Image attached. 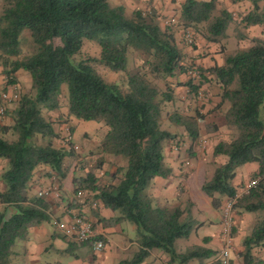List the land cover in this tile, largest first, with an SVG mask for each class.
I'll use <instances>...</instances> for the list:
<instances>
[{"label": "trees", "instance_id": "trees-1", "mask_svg": "<svg viewBox=\"0 0 264 264\" xmlns=\"http://www.w3.org/2000/svg\"><path fill=\"white\" fill-rule=\"evenodd\" d=\"M219 1L185 0L182 23L200 31L205 28L208 42H218L235 21L228 9L215 15ZM245 1L253 8L242 19L244 26L264 29V0H231ZM24 30L30 31L38 46L34 54L24 55L20 47ZM86 41L100 46V61L110 71L126 73L123 85L108 82L88 62L77 60ZM131 53L146 58L134 74L127 71ZM184 59L174 26H163L155 9H135L128 15L124 6L114 7L109 0H0V66L9 83H14L15 74L22 70L32 78L31 92L20 96L10 114L12 125L0 122V160L8 161L1 177L7 191L0 193V264H18V244L28 241L31 228L50 221L45 199L30 193L36 169L49 166L58 176L66 177L65 159L77 158L73 145H55L61 136L54 121L43 113L44 109L57 112L62 108L64 88L68 115L61 122L70 125V119L75 118L104 124L108 132L101 143L102 153L128 161L113 177L119 180L117 184L100 185L96 169L74 179L75 193L98 191L102 203L119 212L107 223L128 221L135 225L139 250L120 264H143L154 250L167 254L168 264H187L214 255L200 247L184 254L175 248L176 241L187 238L199 224L193 218L190 199L184 208L182 202L160 206L148 195L157 177L173 175L166 164V143L182 145L174 133L163 129L164 120L184 128L193 143L200 140V124L206 121L200 110L196 116L178 111L166 114L167 106L176 103L175 91L170 85L160 89L154 84L155 78L187 73ZM204 68L200 67V85L189 81L186 86L197 92L208 76L215 78L221 88L217 108L226 106V123L237 136L215 146L214 155L226 156L228 161L216 169L202 190L218 209L223 199L236 197L238 169L258 164V172L252 175L253 180L260 179L257 187L239 198L234 208L239 213L258 214L251 234L243 241L244 264H256L253 251L264 247V38H254L249 48L228 55L222 66ZM70 127L72 134L75 128ZM9 134L17 138H5ZM39 136L50 138L49 143L36 144Z\"/></svg>", "mask_w": 264, "mask_h": 264}, {"label": "crops", "instance_id": "crops-1", "mask_svg": "<svg viewBox=\"0 0 264 264\" xmlns=\"http://www.w3.org/2000/svg\"><path fill=\"white\" fill-rule=\"evenodd\" d=\"M111 1L115 2L118 6H124L126 11H128V2H131L130 0ZM244 3L246 8L252 6L249 1H245ZM153 5L155 9L163 14H168L171 11L169 4L164 6L158 3V0L153 2ZM135 9L144 10L143 6ZM263 32L264 29L260 26H253L247 30V33L255 38H261ZM182 48H184L186 54L187 48L183 46ZM211 49V51H206L208 53V56L206 55V57L205 55L200 56L195 54L194 57H192L195 60L193 62H197L205 68H211L215 65L222 66L224 60L219 59L221 55H217L214 52L215 50L213 48ZM197 52V54H200L199 51ZM14 81V83L8 82L4 75L3 68L0 66V107L6 105L5 113L2 115L0 114V122L2 125L6 126L12 125L10 114L17 108L18 101L5 104L2 95L8 93L10 95H18L20 98V96L30 93L32 89V78L26 71L22 70L17 72L14 76ZM214 84L217 85L215 81ZM217 86L220 91L219 85ZM213 99L219 100L220 97ZM213 108L214 107L211 105L208 106V110H212ZM43 113L52 121H56L59 117L64 121L65 118L67 119L68 109L66 105H62V108L57 112L44 109ZM216 114L217 113H214V115L208 116V132H205V134L203 133L204 136L207 134L206 136L210 137L211 141H213L210 147L212 149L210 153L211 158L208 160L199 159L202 164L208 167V171L211 169L216 170L228 161L226 156L214 155V148L217 144L230 141V137H228L223 130L228 126L225 118H221L220 116V121L224 120V123H222L221 126L220 124L216 125ZM67 125L68 124L66 123H62L61 125L57 124L54 125V129L56 132L61 131L63 133V130H66ZM70 125L75 128L72 133V139L76 144H80L81 142L79 141L81 140L83 142L84 140L87 141V139H92L87 142L91 141L99 146L108 132V129L104 124L93 121L85 122L71 118ZM184 134L187 136L185 138L189 139L187 132ZM7 136L5 138H8ZM38 138L39 137L34 140L36 144H38L36 142ZM197 150L198 148H196V151ZM181 154L182 153L179 154L165 146L166 164L173 169V175L168 178L157 177L148 189V195L151 197L153 203L160 206H176L182 202L181 204L184 208L186 207L184 202H186L187 199H190L194 204L192 209L193 218L199 224L193 228L187 238L178 239L175 248L179 254H184L194 247H200L209 253H214L211 258L193 259L187 264H218V258L223 247L221 209L227 199H223L220 209L218 208L217 210H214L211 204V199L202 190V187L206 182L205 175H203V179L199 181L197 176L200 173H198L199 169H197V171L193 172L187 179H185L181 170H183L184 164L190 163L187 160L192 161V159L190 158L191 153L189 151L186 153L185 157H182ZM100 156L104 159L103 167L105 169L104 175L107 178L106 183L117 184L119 180H115L113 177L118 169L127 167L128 162L125 161L123 164L122 162L124 159L121 156H115V159L110 157L112 155L108 156L103 153H101ZM200 162H198V168H200ZM74 164V167L68 169L64 163L65 170L63 171V174L66 175V177L58 176L49 166L45 165L40 166L35 171L33 182L30 184V193L32 195H40L43 193V198L49 206L48 213L50 215V221L34 226L30 229L28 241L25 242V247L22 249L24 250V254L27 255L28 264H120L122 261L131 260L140 247L137 243V231L135 225L130 224L128 225L129 227H127L128 221L112 224L107 223V221L117 218L118 212L107 208L102 203L98 197V191L91 192L85 190L79 192L83 195L82 199H79L77 196L79 193H75L74 179L78 175H80V177L86 176L85 172L87 173L88 170L85 163L80 164L78 161V164L76 162H74ZM68 165L71 164L68 162ZM7 169L8 161L0 160V193L7 191V185L1 178L2 174ZM258 170L259 166L256 163H250L239 168L237 171V177L234 180V185L238 186L241 174L245 171L251 174L258 172ZM183 192L185 193L183 194ZM207 208L208 218L201 217L204 209ZM214 211L215 213H213ZM76 215H82L88 218L93 222L97 233L102 238H105L107 244L106 250L101 254H95L91 245L78 243L74 238L64 235L54 226V222L56 221L69 223ZM257 216V213L235 212L232 264H244L243 253L245 249L243 241L251 234L258 218ZM52 251H55L60 258H71V261L62 263V260H46L44 257L52 253ZM253 255L255 256L256 264H264V247L256 248L253 251ZM169 260V256L163 251L154 250L143 264H168Z\"/></svg>", "mask_w": 264, "mask_h": 264}, {"label": "rangeland", "instance_id": "rangeland-1", "mask_svg": "<svg viewBox=\"0 0 264 264\" xmlns=\"http://www.w3.org/2000/svg\"><path fill=\"white\" fill-rule=\"evenodd\" d=\"M130 1L131 2H128L129 4L127 5L128 15H130L131 12L135 8H140L141 6H143L144 11L155 9L153 2L157 0H130ZM184 1L185 0H158V3L164 6H166V4H169L171 11L168 14H163L162 12H159L157 9H155V11L159 15L163 26H167V25L174 26L178 43L180 44L181 48L182 46L187 48L186 54H185L184 48H182V50L185 55L184 63L186 64L188 71L187 73L179 75L177 78L164 79L162 76L159 78H155L154 84L160 89H165L167 85H170L173 87L175 91L176 103L174 105L170 104L169 106H167V108L165 109L166 114L171 115L174 113V111H178L182 115L196 116L197 113H199L198 111L200 110V114L205 115L206 121L200 124L201 138L196 143L195 142L193 143L190 139L185 138L187 136H185L184 134L186 132L184 128H180L176 126L175 124H172L167 119L164 120L162 127L163 129L174 133L176 135V138L182 142V145L179 146L178 150H176V146H177L176 142L168 141L166 143L167 148L173 151H176L179 154L182 153L181 154L182 157H185L188 151L191 153L190 158L192 159V161L187 160L190 163L184 164L183 170H181L184 178L187 179L193 172L199 169L198 173L200 174L197 176L198 180L199 181L202 180L203 175H205L204 176L205 181L208 182L213 178L216 170L211 169L210 171H208V167H206L204 164L200 162L202 159L208 160L211 158L210 153L212 149L210 147H211V143L213 142L211 141L210 137L206 136L207 134L204 136L203 133L205 134V132L206 133L208 132V116L214 115V113H217L215 115L217 117L216 125L220 124L221 126L222 123H224V120L220 121L219 117L221 116V118L222 117L225 118L224 112L226 110V106H224L222 109H218L217 107L221 101V98L219 100L213 99V98H219L220 93H221V88H220V91L218 90V86H217L218 84L217 83H216L217 85L214 84L215 78L208 76L209 79L204 80L205 82L203 83V86H201L197 92L191 91L190 88L186 86V84L189 81H192L193 85L199 86L200 81L203 80L202 78H194L190 74L192 70H195V69L200 70V67L204 68V66H202L201 64L197 62H193L195 60L192 57H194L195 54L200 55V56L205 55L206 57V55L208 56V53H207L208 50L211 51L212 50L211 48H213L215 50L214 52L217 55H221L219 59L221 60L223 59L225 62V59L228 55L235 54L238 50L249 48L252 45V40L255 37H251L250 34L247 33V30L249 28H246L244 26V24L242 23V19L252 10L253 6L246 8L244 2L232 3L231 0H220L219 3L217 4L215 15H219L222 9H228L233 14L235 21L230 24L227 30V36L218 38L217 39L218 42H208V40L204 36L205 34H208L205 28L200 27L201 31L199 29L198 31L194 29L193 27H185L184 23H182L181 5ZM207 1H210V0H207ZM109 2L114 7L118 6L116 5L115 2L111 0H109ZM186 30H190L194 34L196 47L193 45L186 44L183 38V32ZM261 38H264V32ZM20 47L24 55L34 54L38 50V46L37 44H35L29 30L23 31L20 37ZM197 51H199L200 54H197L198 53ZM100 58H101L100 46L97 43L91 42V41H86L84 43L81 53L77 56V60H83V61L88 62L93 67L94 71L97 72V74H99L102 78H104L108 82L113 83V84L123 85V82L127 81L126 73H115V72L110 71L104 64L101 63ZM145 59L146 58L143 55L131 53L128 56V64H127L128 73L134 74L137 71H139L143 67ZM65 95H66V89L64 88L63 97H61L60 99L63 106L67 104V99ZM209 105H211L214 108L212 110L211 109L208 110ZM48 120L52 121L49 118ZM61 121H63L62 118L60 117L57 118V120L54 121V125H57V124L61 125L62 124ZM225 121H226V118H225ZM70 126L67 125L66 130H63V133L61 131L57 132L60 134L61 138L55 139L54 141L57 147H66V145L70 144V145H73V148L76 151L77 158H73V159L66 158L65 159L64 163L66 167H68V169H71L72 167L75 166L74 162L78 164V161L80 164L85 163V165H87L88 172L93 169L97 170V175L99 177V184L106 185L107 178L104 175V172H105V169L103 167L104 161L102 162V160L104 159L101 158L100 156L102 153L101 148H100L102 142L100 143L99 146H97L95 143H92L91 141L87 142L92 139H87V141L84 140L82 142L81 140L79 141L81 142L80 144L79 143L76 144L75 142H73ZM223 130L225 134L228 137H230V141L233 140L237 136V131L230 129L228 126L225 127ZM7 137L11 141L17 138L13 136L12 134H9ZM49 141H50V138L48 137L41 138V136H39L38 140H36V142L42 146H46L49 143ZM196 148H198L197 151H196ZM110 157L114 158L115 156H110ZM123 159L124 161L122 163L124 164L125 161L127 160L126 158H123ZM66 161H68L71 165H68ZM198 162H200V168H198L199 166ZM98 166H100L101 168H97ZM88 172L87 173L85 172V174L87 175ZM253 174L254 173L250 174L246 171L241 174V179L238 181V186H237L238 187L237 194L240 195V198L249 193V191H247L248 186L250 185L252 181L255 180V179L254 180L252 179ZM77 177H80V175H78ZM184 193L185 192H183V194ZM227 201L228 199L225 201V203ZM213 209L217 210L215 208ZM222 211H223V208L221 209V213ZM235 212H238V211L234 210V214ZM213 213H215V211ZM117 216H119V212L117 213ZM201 217L208 218V208L204 209V212L201 215ZM130 224L132 225V223L127 222V227H129L128 225ZM24 247H25L24 242H21L17 246V250L21 252L18 258V264H28L27 255L24 254L23 252L24 250H22ZM91 257L93 258L92 255ZM44 258L50 261L62 260L61 261L62 263H67L68 261H71V258L69 257L60 258L55 251H52V253H50L49 255H46V257Z\"/></svg>", "mask_w": 264, "mask_h": 264}, {"label": "built area", "instance_id": "built-area-1", "mask_svg": "<svg viewBox=\"0 0 264 264\" xmlns=\"http://www.w3.org/2000/svg\"><path fill=\"white\" fill-rule=\"evenodd\" d=\"M183 38L188 45H193L195 43L194 34L190 30L183 32ZM190 74L194 78H202V72L199 69L192 70ZM2 99L5 104L12 103L19 100L18 95H10L4 93ZM6 111V105L0 107V114H4ZM179 147L176 146V150ZM68 164V161H66ZM260 179H256L250 183L248 190L256 188ZM53 190V189H50ZM39 196L43 197V193ZM79 199H82L83 195L79 193ZM240 198V195H236L235 198L228 199V201L223 206L222 211V240L223 247L218 258V264H232V253L234 251V208ZM54 226L60 230L64 235L74 238L80 244H90L92 250L95 254H100L106 250V240L102 238L96 231L93 222L82 215H76L73 220L69 223L54 222Z\"/></svg>", "mask_w": 264, "mask_h": 264}]
</instances>
